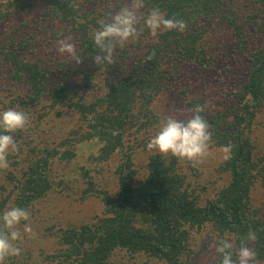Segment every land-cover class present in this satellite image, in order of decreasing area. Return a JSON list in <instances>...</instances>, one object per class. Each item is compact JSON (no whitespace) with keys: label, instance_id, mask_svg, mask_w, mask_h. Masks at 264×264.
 Here are the masks:
<instances>
[{"label":"trees","instance_id":"1","mask_svg":"<svg viewBox=\"0 0 264 264\" xmlns=\"http://www.w3.org/2000/svg\"><path fill=\"white\" fill-rule=\"evenodd\" d=\"M35 1L39 0L0 1V27L10 15L19 12L18 9ZM41 1L53 23L66 24L68 33L65 35H70L78 45L79 60L91 66L81 72L86 71V77L94 74L99 68V64L93 62L99 49L94 44L93 34L100 28V23L96 16L99 12L96 13V6L92 5L109 6L112 13L107 12V15L110 16L124 4L119 0ZM236 2L238 0H145L146 11L159 8L166 16L183 20L187 27L183 32H161L159 42L149 45V57L131 70L135 78L113 80L106 87L104 97L96 101L83 102L72 95L68 76L57 74L68 67L66 60L54 62L61 67L56 71L54 64L45 63L43 58H39L38 63L22 57L29 51L21 40L30 39L32 43L34 39L33 34L21 39L17 34L26 22L8 34H0V61L5 60L9 66L6 85L11 88L8 90L16 88L10 84V69L20 84L17 95L9 98L10 106L24 112L28 118L30 114L36 115L37 126L45 118L55 119L61 115L58 107L72 113L80 122V132L76 130L75 135L64 138L61 143H49L44 147L33 145L34 138H27L30 131L23 129L13 134L19 145L18 152L25 147L28 152L25 164L16 159L9 163L7 171L0 170V176L4 171L6 180L13 184L9 191L6 186L0 187V215L6 208L18 206L27 209L33 220L36 205L54 189L64 192L81 179L85 181V188L80 200L97 197L103 205L102 213L92 221L53 232L59 246L50 255L41 251L46 264H124L112 260L118 251L128 256L131 264H137L136 258L140 256L167 264H193L195 232L208 225L220 242L227 240L234 244L233 253L242 243H248L256 252V261L264 258V215L253 207L251 195L259 181L264 186V159H253V146L246 133L248 124L254 121L256 108L264 103V0H244L242 6L235 5ZM238 9L244 10L242 14ZM53 23L49 26L53 27ZM250 24L254 25L257 34L255 40L247 39L246 28ZM204 33L220 34L225 42L232 43L234 58L244 50L242 59L246 68L242 70L246 80L242 89L236 83L240 63L235 61L236 65L231 66L230 59L221 62L218 57L208 56L206 47L200 44ZM52 37H56L55 32ZM49 42L53 43L51 36ZM171 57L179 66L186 65L197 72L218 65L221 82L243 92L239 110L225 105L227 114L234 117L232 121L226 123L224 113H219L221 119L211 123L210 147L223 150L231 145V152L217 167L222 174H229V180L213 199L205 194L208 186L200 180L202 172L197 162L187 160L183 164L179 158L156 151L147 158V171L140 173L133 162V153L128 152L125 134L129 120L144 116L140 125L144 131L159 122V115L153 113L151 107L156 97L173 82L164 70ZM47 59L53 62L52 58ZM85 84L89 85V81ZM185 93V90H179L177 96L182 97ZM138 102L141 106L137 114ZM4 103L8 102L4 99ZM196 104L205 105V96L200 101H185L188 109ZM83 143L96 145L99 154L80 157L76 146ZM146 144L143 140L144 149ZM8 158L17 156L8 155ZM54 170L58 174L54 175ZM105 170L107 176L102 173ZM107 178H112L115 183L114 191L103 184ZM5 191L8 194H3ZM250 230L257 235L255 242L245 239ZM220 242L217 240V246ZM5 264L31 263L10 257Z\"/></svg>","mask_w":264,"mask_h":264},{"label":"rangeland","instance_id":"2","mask_svg":"<svg viewBox=\"0 0 264 264\" xmlns=\"http://www.w3.org/2000/svg\"><path fill=\"white\" fill-rule=\"evenodd\" d=\"M4 1V0H0ZM122 4H127L128 0H119ZM244 0H238L235 5L242 6ZM39 0L31 2L26 7H23L19 12L10 15V19L0 27V34H8L11 30H16L22 22H26L21 31L17 32L19 38L25 37L26 35H34L32 43L30 39L27 41H22L23 45H27V53H23L22 57L31 60V62H38L39 58H43L45 63L54 64V69L58 71L61 67L56 63L64 62L65 60L69 63L65 70L58 71L57 74L63 73L64 77L69 78L70 86L72 90V95L76 99H81L83 102L86 101H96L104 97L105 89L114 80V82L122 81L123 79H134L135 77L131 73L133 68L137 67L139 64H143L145 59L149 57L148 49L150 43L159 42V38H153L149 31L143 27V22L141 21L138 28L141 30V34L137 39L129 41L123 48H117L114 55L113 64H99V68L96 69L94 74H90L86 77L87 72L81 70H89L90 65L81 62L79 63L68 54H60L57 51V45L60 40H67L72 38L70 35H65L67 32L66 24L64 23H53L47 17L46 6ZM22 5H20L21 7ZM96 6L98 22L109 20L110 16L107 12H111V8L107 5H92ZM236 9V6H235ZM12 11H17L11 8ZM237 11L242 14L244 10L238 9ZM112 13V12H111ZM146 9L141 10L140 16L146 15ZM102 15V16H99ZM242 20H244V17ZM49 23L55 24L53 27L49 26ZM240 24V23H239ZM100 25V24H99ZM247 26L248 34L247 39H254L257 35L254 31V25ZM47 26V28H46ZM56 33V37L53 38L52 34ZM65 35V36H64ZM263 34H261L262 36ZM50 36L53 43H50ZM72 42L76 44L75 40ZM200 44L206 47V53L208 56L218 57L221 62L223 59H230L229 64L236 65V62L240 64L237 67L236 73V83L242 89V84L246 80V73L242 70L243 67L246 68V62L242 59L244 50L242 49L237 57H233V49L235 48L232 43L225 42L223 36L216 33H210L200 38ZM253 43L250 44V47ZM243 46V45H242ZM77 52L78 45L76 44ZM249 47V48H250ZM77 54V53H76ZM47 58H52L53 62ZM234 60V61H233ZM236 61V62H235ZM8 62L5 60L0 61V112H3L9 108L15 109L10 106L9 98L15 97L18 92V86L20 85L16 82V75L12 69L8 72V76H11V85H15V89L9 91L11 86L6 85V73L7 67H9ZM220 66H212L206 68L204 71L197 72L195 70L189 69L186 65L179 66L173 61V58H169L165 64V69L167 75L171 76L173 82L165 87L164 90L155 99L152 104V112L159 115V122L148 126V129L144 131L141 128V124L144 122V116H137L135 120H129L126 127L128 136L127 146L129 153H133V162L135 167L140 169V173H145L147 171V158L151 153L157 150H145L147 144L155 136L159 130V126L162 121H164L168 116H175L180 120L186 121L191 118L192 113L189 111L185 105V101H190L194 99L195 101H200L201 97L205 96V103L208 105L206 110L201 114L208 121L210 127L214 122L220 120L219 113H224L225 122H230L234 117L227 114L225 111V105L239 110V104L241 103L240 97L242 96V90H237V88H231L227 84L221 82V75L219 74ZM241 69V70H240ZM89 81V85L85 84ZM179 90H185L186 93L182 97L177 96ZM242 92V93H241ZM227 93V94H226ZM5 99L4 105L2 101ZM221 104H218L219 102ZM141 103H137L136 113L140 111ZM61 115L52 118H45L39 122L37 126L36 115L30 114L28 118V125L25 127V131H30V135L27 138H34L35 144H40L42 147L45 145L59 144L66 137H72L75 135L76 130H79L78 126L80 124L79 120L74 117L72 113H68L64 108H57ZM57 110V111H58ZM217 116V117H216ZM235 120L237 118L235 117ZM212 123V124H211ZM243 127V124H241ZM141 128V130H140ZM239 127L237 126V129ZM234 130L236 128L234 127ZM75 131V132H74ZM211 134V128H209ZM246 133L250 136L251 145L254 151V160L264 159V103L261 107L256 108L255 118L252 124H248V129ZM247 136V135H246ZM143 140L147 141L146 148L144 149ZM32 144V143H31ZM18 145V144H17ZM19 147V145H18ZM77 152L82 158L92 157L93 155H98L99 148L90 143H83L77 145ZM28 152L27 147L23 149L21 153L18 151H10L8 155L17 156V158H8L9 163L16 159L21 160V163L25 164L24 161L26 153ZM225 154L220 147H209V153L201 161H198V165L201 169L202 175L200 180L208 186V193L205 194L209 196V199H213L219 190L224 187V185L229 180V174H222L217 170L219 164L223 162ZM183 164H186V159H181ZM264 164V163H263ZM13 168V167H12ZM7 171V169H6ZM61 171V170H60ZM107 176V170L102 172ZM53 174H58L56 170ZM6 173L3 171L2 176H0V187L6 186L9 188L13 186L10 184L6 178ZM111 174H108V176ZM114 177V176H112ZM102 179V176H101ZM85 181L73 182L70 187L64 191L59 192L55 189L52 193L46 197L44 200L39 202L35 207L34 219L29 222H21L18 226V231L21 232L22 239L15 242L16 246L21 249V255L16 257L19 261H28L31 264L38 263L46 264L47 260L45 255H50L56 252L58 248L57 239L52 236L53 232L61 227H69L70 225H82L93 220L96 215H100L103 211V205L101 199L97 197H89L85 201L80 200L82 196V189L85 188ZM111 191L115 190V183L112 178H107L103 181ZM201 190V189H200ZM8 191L3 192V194H8ZM252 195V205L255 209L261 210L264 215V186L261 181H259L251 192ZM33 213V211H32ZM30 224L33 230V234L24 233V225ZM194 249L195 254L192 257L193 264H217L219 256L217 255L215 249L217 247V240L220 242L219 238L213 235L211 225L206 228L196 231L194 236ZM234 245V244H233ZM239 248L236 249V251ZM45 251V255L41 251ZM115 253L113 261L122 262L124 264H131L128 256L123 253ZM26 253V255H25ZM235 255V253H233ZM36 261V262H35ZM137 264H167L166 261H161L158 259H152L150 261L146 260L144 256L136 258ZM57 264V263H55ZM257 264H264V258L262 260H257Z\"/></svg>","mask_w":264,"mask_h":264},{"label":"clouds","instance_id":"3","mask_svg":"<svg viewBox=\"0 0 264 264\" xmlns=\"http://www.w3.org/2000/svg\"><path fill=\"white\" fill-rule=\"evenodd\" d=\"M145 8V0H128L115 14L110 15L109 20L101 21L100 28L93 34L95 46L99 54L94 57L95 64H113L116 49L123 48L129 41L137 39L141 30L138 28L141 21L153 38H157L163 31L183 32L187 25L183 20L166 16L159 8L153 7L146 15L140 16ZM60 54L72 56L78 63L76 44L72 38L60 40L57 45ZM208 105L196 104L189 111L191 118L186 121L175 116H168L161 122L158 132L147 144L149 150H157L165 156L171 155L179 159H186L193 163L201 161L209 153L212 134L209 131L208 121L201 115ZM28 125V117L22 111L9 108L0 112V170L9 168L8 154L10 151H18V145L14 139V133L25 129ZM225 158L231 152V145L223 148ZM30 220V212L27 209L13 206L6 208L0 215V264H5L10 257L21 255V249L16 246L22 239L18 226L21 222ZM24 233L33 234L30 224H25ZM247 242H255L257 235L249 231L245 238ZM220 257L219 264H257L256 252L248 245L242 243L235 252L233 258V244L223 240L215 249Z\"/></svg>","mask_w":264,"mask_h":264}]
</instances>
